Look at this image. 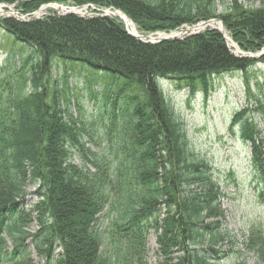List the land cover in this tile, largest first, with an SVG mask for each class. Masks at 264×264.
I'll use <instances>...</instances> for the list:
<instances>
[{"label":"trees","instance_id":"trees-1","mask_svg":"<svg viewBox=\"0 0 264 264\" xmlns=\"http://www.w3.org/2000/svg\"><path fill=\"white\" fill-rule=\"evenodd\" d=\"M52 4L97 11L85 18L51 11L30 22L0 19L26 79L22 86L19 75H4L7 56L0 69V264H28V240L47 264H146L150 234L159 264L227 263L220 183L193 156L162 84L186 91L189 100L208 99L216 77L242 73L247 80L264 56L235 57L210 28L144 44L101 11L122 12L142 35L220 20L240 51L257 54L264 49V0H0L21 16ZM79 75L93 99L102 94L110 119L119 118L117 147L90 146L95 135L68 95V78ZM230 131L250 149L256 176H264V99L236 112ZM32 223L38 229L28 235ZM253 253L264 264V236Z\"/></svg>","mask_w":264,"mask_h":264},{"label":"rangeland","instance_id":"rangeland-1","mask_svg":"<svg viewBox=\"0 0 264 264\" xmlns=\"http://www.w3.org/2000/svg\"><path fill=\"white\" fill-rule=\"evenodd\" d=\"M219 3L218 9L221 14L225 11V5L222 1ZM56 5V7L59 6L57 9L52 5L41 8V10L44 9V13L39 18L50 15L51 11L60 15L70 9V6ZM0 7L2 11L0 19L13 18V13L19 15L13 6L2 7L1 5ZM94 9L84 8L80 11L84 16H93L92 10ZM103 11L104 15L118 19L114 17L115 11ZM211 27L217 29L220 25L212 24ZM228 45L232 47L229 41ZM14 47L10 38L8 39L0 30V69L4 66L6 57H11L10 64L4 67V75L12 77L19 75V82L24 86L26 85L25 76L18 73L21 65L20 54L17 52L19 49ZM245 80L242 73L216 77L214 79L215 90L211 92L208 99H205L203 95H198L192 100L188 99L186 91L179 92L167 82L162 84L166 98L173 105L180 122L187 130L193 156L208 163L213 176L220 183L221 200L218 208L223 214L220 228L227 238L223 249H228L231 255L225 264L242 262L258 264L253 250L258 247L264 236V176H256L257 172H254L255 169L252 166L250 149L240 141L237 131L235 134L230 131L232 117L236 112L243 109L249 100L264 99V65L258 64L250 68L247 80ZM68 83L70 100L80 108L86 130L95 135L94 144L90 146L94 145V148L105 150L111 146L117 147L118 128L121 122L119 118L110 119L111 109L105 107L102 94L97 99H93L92 90L88 88L86 80L81 75L69 77ZM98 89L99 86L93 90L96 92ZM73 160L77 164L80 163L77 157ZM33 192L32 187L27 189L29 194L27 201L30 205L36 200V197L31 195ZM37 229L36 223H32L26 229V233L34 234ZM5 240L8 249L12 248V240L9 238ZM146 242L147 257L144 262L159 264V247L156 237L150 234ZM26 245L30 255L26 263L47 264L44 258L37 255L30 240Z\"/></svg>","mask_w":264,"mask_h":264},{"label":"water","instance_id":"water-1","mask_svg":"<svg viewBox=\"0 0 264 264\" xmlns=\"http://www.w3.org/2000/svg\"><path fill=\"white\" fill-rule=\"evenodd\" d=\"M39 13V12H38ZM38 13H35L32 17H29L28 20L22 18V17H19L17 14L13 13L14 14V18H16L17 20L19 21H22V22H27V21H33V20H38L40 19V15L38 16ZM75 15V16H79V17H84V14L80 11H76L75 9H71V10H68V11H65V13L61 14L62 16L64 15ZM212 24H220V28L216 29V28H213L215 30H219L221 32V34H225V28L223 26V23L220 22V21H210V22H207V23H202V24H199L197 26H194L190 29H187V30H183L181 31L180 35H176V33H171V34H166V35H159V36H147V35H142V36H135L133 34H131L129 31H128V28H127V32L129 33V35H131L132 37L136 38L137 40H139L140 42L144 43V44H158V43H161L163 41H167V40H180V39H183V38H186V37H189V36H194L198 33H200L202 30H205L207 27H211ZM126 26V25H125ZM175 34V35H174ZM226 39V38H225ZM231 53L238 57V58H243V59H250V60H254V59H257L262 56H264V51L261 52L258 56H255V55H251V54H243L242 52H235L233 50H231Z\"/></svg>","mask_w":264,"mask_h":264},{"label":"bare ground","instance_id":"bare-ground-1","mask_svg":"<svg viewBox=\"0 0 264 264\" xmlns=\"http://www.w3.org/2000/svg\"><path fill=\"white\" fill-rule=\"evenodd\" d=\"M55 9H57L58 7L53 6ZM2 13L1 11V7H0V14ZM44 13V9L41 10V12H39V15L41 16ZM116 17H119L122 21V23H124L126 25V27L128 28L129 32L135 36H140V34H138V30L135 26V24H133V22L131 20H129L128 18H126L122 13H114ZM181 32H177L176 35H180ZM175 35V34H174ZM228 38V36H227ZM229 40V38H228ZM229 44L233 47V43L231 40H229ZM234 48L237 50V48L234 46ZM238 51V50H237Z\"/></svg>","mask_w":264,"mask_h":264}]
</instances>
